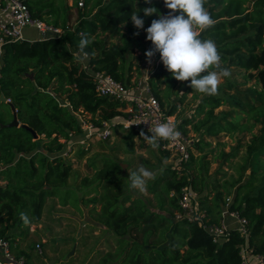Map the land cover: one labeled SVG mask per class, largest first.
I'll list each match as a JSON object with an SVG mask.
<instances>
[{
    "label": "trees",
    "instance_id": "trees-1",
    "mask_svg": "<svg viewBox=\"0 0 264 264\" xmlns=\"http://www.w3.org/2000/svg\"><path fill=\"white\" fill-rule=\"evenodd\" d=\"M67 1L27 0L31 16L60 27L62 33L43 39L5 42L0 53V95L6 99L0 101V235L8 240L10 250L16 256H23L29 264L35 245L45 247L38 241L43 234L38 225L44 219H48L44 230H50L55 224L61 229L65 220L71 227L63 235H76L79 226L76 227L74 219L54 213L67 208L82 215V206L91 203L89 208L95 214L87 220L91 223L86 221L80 227L83 231L77 239L76 250H83L90 239L92 245L98 242L100 235H95L94 229L99 226L104 228L101 233L107 235L98 245L104 240L107 249H89L90 262L84 264H96L101 256L112 260L110 264H243L241 250L245 247L252 254L264 257V0H206L205 7L215 24L199 33V37L216 43L222 66L237 69L242 73L241 81L229 80L226 85H219L217 95H203L193 115L179 122L186 135V128L190 126L197 136L191 139L189 158L181 169L164 163L171 153L163 151L159 142L158 162L147 167L155 171V178L147 185L154 207L150 199L125 191L127 183L119 176L125 175L120 162L109 163V157L102 156L89 164L95 175L81 177L60 152L74 135L82 133L83 122L78 116L85 120L84 124L98 129L104 121L127 115L125 102L97 94L93 73L105 72L130 86L133 61H127L126 53L134 48L141 52L152 48L146 32L140 34L142 29L133 25L131 14H139L147 28L158 17L144 16L142 9L156 7L163 14L169 9L164 0H151V3L72 0V5ZM79 1L82 6H78ZM72 7L76 9V19L69 25L67 12ZM81 33L92 40L85 49L89 53L86 66L76 59ZM176 82L162 62L148 79L151 92L169 114L175 113L176 105L166 109L164 101L168 100L170 87ZM163 83L167 84L166 88H162ZM182 84L185 91L181 100L193 90L190 81ZM9 103L16 108L17 127L5 126L12 119ZM220 106L225 109L214 112ZM200 114L203 116L195 121ZM256 125L260 127L253 133ZM118 130L124 133L123 142L130 143L124 153H134L132 138L137 132L117 122L112 126V134ZM248 132L251 136L240 161L232 165L243 144L242 138H237L231 151L221 149L214 155L213 160L221 162L215 170L216 177L209 179L210 160L204 147L215 139L220 144L221 134L234 137ZM72 145L78 146L75 158L79 161L91 151V144ZM101 148L105 149L103 144ZM107 150L117 152L119 145ZM223 163H229L235 172L227 176ZM90 184L92 187L84 191ZM185 186L196 193L204 224L221 226L227 209L246 220V235L233 229L215 242L196 220L177 219L178 197ZM90 192L94 195L85 199ZM21 213L28 216V225L20 219ZM137 232L141 233L140 241ZM151 236L160 246L143 251L141 245L148 243ZM118 246L122 250L119 262L112 258ZM74 255L63 261L64 264H73ZM48 260L38 257L39 264H46ZM63 262L59 259L57 263Z\"/></svg>",
    "mask_w": 264,
    "mask_h": 264
},
{
    "label": "rangeland",
    "instance_id": "rangeland-1",
    "mask_svg": "<svg viewBox=\"0 0 264 264\" xmlns=\"http://www.w3.org/2000/svg\"><path fill=\"white\" fill-rule=\"evenodd\" d=\"M67 3L69 5H72V0H68ZM78 4V3H77ZM79 6V4H78ZM76 19V9L74 7H72L71 9L68 10L67 12V20L69 25L73 24V22ZM146 26H144V28L142 30H140V34H144L146 31ZM141 35V36H142ZM139 36V35H138ZM24 38L27 40H33L38 38L37 32L34 29H26L24 31ZM145 43V40H144ZM151 48H148V50ZM146 52V51H145ZM145 52H141L139 51L137 48H134L131 52L126 53V59L127 61H133V65H132V72H130V74L132 75V80H131V85L133 87H135L136 83H138V81L144 83V82H148V79L159 69V65H160V56L156 57V54L153 56L152 58V62L148 63L147 58L145 56ZM139 56L140 59H137L136 57ZM82 64L84 66L87 65V59L84 61H81ZM231 76L227 77V78H223L221 80L220 85H226L227 81L229 80H234L236 79L237 82L241 81V76L242 73L238 72L237 69L232 68L231 70ZM133 83H135L133 85ZM182 82L181 81H177L175 85L170 87V96L168 98V100L164 101V107L166 109H169V107L171 105H176V110L175 113L173 114L177 120L180 122L184 117H188L193 115L195 108L198 104L199 99L203 96V94H200L194 90L192 91H188L187 94L183 97V99L181 100L180 98L183 96V91H185L184 85H180ZM249 84H251V82H249ZM248 84V85H249ZM180 85V89L178 90V87ZM167 84L163 83L162 84V88H166ZM232 92V91H231ZM221 109H225V106H220L218 108H216L214 110V112H218ZM203 115L200 114L197 116V118H195V121H197L199 118H201ZM88 117V116H87ZM79 121L83 122V130L82 133H80L79 135H74L72 137V139L68 142L65 143V148L64 150H62L60 153L61 155L70 163L73 164V166L75 167V170L79 173V175H81V177L84 176H88V177H92L93 174L95 175L94 169H91L89 167V164L92 161H95L97 159H99L102 156H108L109 157V163L111 162H120L122 164H125L123 166V171L125 173L124 176H120V178L122 179V182H126L127 186L125 191L127 190L128 193H131L133 196H138L141 197L143 199H150V203H151V207H154L153 205L155 204V201L152 198V194L151 192L148 190V182H150V180L147 182L146 185V189L143 192H140L139 190H130L129 188V184H130V180H129V173L132 171H136L140 166H143L144 168L147 169V167L150 164H157V157H159V153L157 149H153L147 142H143L140 137H139V133H137V136H135L134 138H132V147L134 149V153L129 154V153H124L127 149V146H129V144H125L122 140V137L124 135L122 130H118L117 132L113 131V134L105 139V140H101L98 139L94 133L95 129L94 128H87L89 127V125L84 124V119H82L81 117L78 116ZM260 127V125H256L252 128V132L253 133H257L258 128ZM187 135L189 136L190 139H194L195 137L197 138L196 134L193 133L192 129L190 128V126H187ZM251 136V132L248 133H239L236 134V136L234 137H230L229 135L226 134H221L219 141L220 144H216V139L215 141H211V144L209 146L204 147V152H207L208 158L210 160L209 162V170H208V178L209 179H214L216 177L217 174H215V170L219 167V162H221V160L219 161H214L213 157L214 155H216V153L223 149L224 151H231L235 145H236V141L237 138H242V146L239 148V156L237 158H234L232 160V165L234 163H238V161H240V156L244 154L246 148H245V143L248 142L249 138ZM104 145V148H101V143ZM74 143H77V145H79L80 147H86L88 146V144H91V151L90 153L85 156L81 161L76 160L75 158V153L76 150L78 148V146L76 145H72ZM143 143V145H142ZM114 145H119V151L111 153L108 149V147H112ZM211 150V151H210ZM210 151V152H209ZM195 155H197L198 153L196 151H194ZM141 159H143L144 162L141 161ZM116 160V161H115ZM147 162V163H146ZM174 157L169 156L167 159L164 160V163H171L172 165H174ZM145 165V166H144ZM182 166L179 168L181 169ZM222 169L223 171L227 174V176H229L231 173H234V169L232 168V166L229 165V163H223L222 164ZM248 169L246 170V175L248 173ZM155 171H153L154 174ZM124 184V183H123ZM94 185V183H93ZM92 186L91 184L89 186H87L85 188L84 191L90 189ZM128 187V188H127ZM100 191H102V188H99ZM79 195H81V192L78 193ZM94 195V192H90V194H86L84 196L85 199L91 197ZM96 197H98V195H96ZM91 203H88L85 206H82L83 208V213L82 215L74 213L72 209H62L56 213H54L55 216L62 214L63 217H72L75 221V225L76 227H78L77 229V234L79 233V235H63V233H65L66 229H70V227L66 224L65 220H62V228L60 229V227H57V225H52V227H50V230H44V227L46 225H48V219H44V221L38 225L41 227V229L43 230V234L41 235L40 239L38 240L41 245L45 244V247L42 246L41 248V253L35 251L33 256L31 257L30 263L29 264H39L38 262V257H42L44 259V261L48 260V262L46 264H52L53 262L55 264H58V260L61 259L62 262L67 260L69 258L70 255L69 252L71 251L72 247L75 245V251L73 254L74 255V262L73 264H84L85 263H89V258L90 257V253L88 252L89 249H94L95 250H101V251H105L107 249L106 247V243L101 242L99 245V241L104 238L107 233H101L102 230L104 229L103 227H96L94 229V231L96 232L95 235H100V238L98 240L97 243L95 244H90L91 239L88 241L89 244L83 249V250H76V243L78 242L77 239L81 234L80 227L84 224L91 223L92 221H87V220H91V217H89L91 214H95L94 212L91 213V210L89 207H91ZM93 207H95L93 205ZM226 216H229L225 213ZM231 217V216H229ZM234 218V217H232ZM235 219V229L238 228V221L236 218ZM87 221V222H86ZM85 222V223H84ZM35 228L34 225L31 226V230H33ZM59 235H55L54 234H58ZM137 238L140 241L141 239V233L137 232ZM157 234V232L155 233V235ZM134 237V238H136ZM151 236L148 239V243H143L141 245V249L144 251L146 249H148V247L150 246H160L159 243L157 242H153V239ZM37 241V238L34 239V243ZM151 241V243L149 242ZM65 243L63 245H65L64 247H62L63 245L61 244ZM67 243V244H66ZM60 245V246H59ZM139 246V245H138ZM54 247L57 249L54 250ZM55 251V252H54ZM114 253L112 254V258H115L113 260H117L119 262V260H121V253L122 250L120 249V247L118 246L114 251ZM89 253V254H88ZM72 254V255H73ZM44 255V256H43ZM98 262L96 264H110V262L112 261H108L106 257L101 256L98 260ZM61 264V263H60ZM64 264V262L62 263ZM116 264V262H115Z\"/></svg>",
    "mask_w": 264,
    "mask_h": 264
},
{
    "label": "clouds",
    "instance_id": "clouds-1",
    "mask_svg": "<svg viewBox=\"0 0 264 264\" xmlns=\"http://www.w3.org/2000/svg\"><path fill=\"white\" fill-rule=\"evenodd\" d=\"M145 2L151 3V0ZM164 4L169 9L167 14L161 13L156 7L141 10L144 16L155 14L158 17L145 29L146 39L152 44V48L145 52L148 63L159 53L162 64L177 81H190L189 86L200 94L217 95L221 80L230 77L231 71L222 66L216 43L199 37V33L215 24L205 7L206 0H164ZM131 21L137 29L144 28V20L139 14L132 13ZM91 43V38L86 33H81L76 59L84 61L89 58L85 49ZM149 131L152 134L150 137L143 131L139 137L153 149L160 147L161 140L175 141L180 136L175 126L169 123H160L156 127H150ZM128 177L130 190L140 192L145 191L147 182L155 178L153 172L143 166L130 172ZM20 219L25 225L30 223L25 213L20 214Z\"/></svg>",
    "mask_w": 264,
    "mask_h": 264
},
{
    "label": "built area",
    "instance_id": "built-area-1",
    "mask_svg": "<svg viewBox=\"0 0 264 264\" xmlns=\"http://www.w3.org/2000/svg\"><path fill=\"white\" fill-rule=\"evenodd\" d=\"M27 0H0V53L2 45L9 41L23 40L26 29H34L38 38L57 36L62 33L60 27L48 24L43 20L31 16ZM82 6V1L78 2ZM95 90L99 96L113 97L120 102H125L127 107L124 110L127 115L116 117L112 120L104 121L102 127L95 129L94 133L100 140H105L112 135V126L119 122L124 127L131 128L140 134L143 131L147 136H151L150 127H156L160 123H169L174 125L180 136L175 141L161 140V149L170 152L174 157V166L178 169L182 163L188 160V146L191 139L186 135L179 126V121L173 114H169L160 105L157 97L151 92L148 82L133 83L127 86L123 82L116 80L110 74L105 72L93 73ZM93 128L92 125L87 127ZM142 141H145L140 137ZM146 142V141H145ZM178 202L180 211L176 213V218H187L196 220L212 236L213 241L222 240L228 230L223 226H208L202 220V213L198 211V201L196 193L190 186H185L180 190ZM227 215L234 217L238 221V230L241 235H246V220L240 218L235 212L224 211ZM36 251L41 253V246L35 245ZM253 256L254 260H248ZM243 264H264V257L258 254H252L246 247L241 250ZM0 264H26L23 256H16L9 247L8 240L0 235Z\"/></svg>",
    "mask_w": 264,
    "mask_h": 264
},
{
    "label": "water",
    "instance_id": "water-1",
    "mask_svg": "<svg viewBox=\"0 0 264 264\" xmlns=\"http://www.w3.org/2000/svg\"><path fill=\"white\" fill-rule=\"evenodd\" d=\"M0 101L2 102H5L6 99L3 95H0ZM10 105V109H11V112H12V119L9 123H7L5 126H8V127H17L19 125V122H18V119H17V114H16V108L11 104L9 103ZM34 137L36 138L37 135L35 133H33ZM125 164H122L121 163V166L123 167ZM75 251V245L72 247L71 251L69 252L68 255H72Z\"/></svg>",
    "mask_w": 264,
    "mask_h": 264
},
{
    "label": "crops",
    "instance_id": "crops-1",
    "mask_svg": "<svg viewBox=\"0 0 264 264\" xmlns=\"http://www.w3.org/2000/svg\"><path fill=\"white\" fill-rule=\"evenodd\" d=\"M234 223H235V219L232 218V217H229V216H225L223 221H222L223 226L228 231L235 229V226H234L235 224ZM248 260H250V261L253 260V256L251 255L250 257H248Z\"/></svg>",
    "mask_w": 264,
    "mask_h": 264
}]
</instances>
